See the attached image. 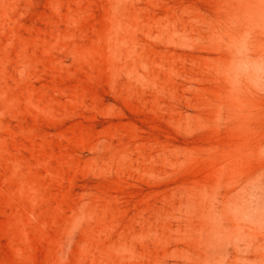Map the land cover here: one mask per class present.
I'll return each mask as SVG.
<instances>
[{
    "label": "rangeland",
    "instance_id": "1",
    "mask_svg": "<svg viewBox=\"0 0 264 264\" xmlns=\"http://www.w3.org/2000/svg\"><path fill=\"white\" fill-rule=\"evenodd\" d=\"M0 264H264V0H0Z\"/></svg>",
    "mask_w": 264,
    "mask_h": 264
}]
</instances>
